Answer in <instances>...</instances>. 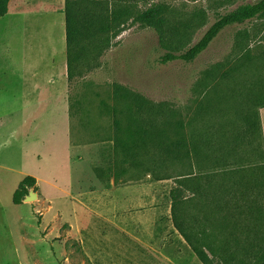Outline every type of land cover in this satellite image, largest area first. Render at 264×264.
I'll list each match as a JSON object with an SVG mask.
<instances>
[{
    "label": "rangeland",
    "instance_id": "obj_1",
    "mask_svg": "<svg viewBox=\"0 0 264 264\" xmlns=\"http://www.w3.org/2000/svg\"><path fill=\"white\" fill-rule=\"evenodd\" d=\"M103 1L131 14L111 33L99 67L73 80L65 0H12L0 20V264H202L172 212L171 192L186 174L207 187L206 197L183 211L190 223L215 243L245 244L251 236L243 225H255L248 218L254 191L236 196L233 185L239 168L247 169L244 182L260 177V126L249 135L244 116L264 105V18L228 27L192 63L161 60L184 54L221 17L262 0ZM158 4L168 21L162 39L135 20ZM119 87L162 114L137 113L134 103L117 99ZM130 111L139 123L130 122ZM178 124L189 143L209 139L214 147L200 145L196 158L174 160L156 148L155 137L135 142L128 133L163 131L165 144L178 138ZM224 141L226 155L216 148ZM217 173L213 185L205 179ZM28 176L47 202L14 205ZM113 182L132 190L116 199Z\"/></svg>",
    "mask_w": 264,
    "mask_h": 264
},
{
    "label": "trees",
    "instance_id": "obj_2",
    "mask_svg": "<svg viewBox=\"0 0 264 264\" xmlns=\"http://www.w3.org/2000/svg\"><path fill=\"white\" fill-rule=\"evenodd\" d=\"M10 2L11 0H0V20L8 15ZM65 2L68 77L73 80L76 77L83 76L85 69L91 70L99 67L100 57L107 49L106 45L110 42L111 33L118 26L124 25V18L130 16L131 13L129 8H121L115 3L113 8H111V3L103 0H65ZM165 14L166 9L164 6L159 4L152 5L146 10L137 13L135 20L143 27L155 29L162 39L166 35V25L168 23ZM257 18H264V0L255 4L244 5L234 12L221 17L191 49L181 55L169 53L162 58L161 63L167 64L174 61L192 63L210 47L225 29L235 25H243ZM116 97L119 101L134 103L137 108L136 112H139V114L146 112L151 114V111L156 115L162 114V110H158L150 101L140 95L133 94L126 88L119 87ZM132 112L130 111L128 118L130 122L135 123L137 120L131 115ZM116 125L118 132L122 133L119 122H116ZM175 127L177 128V126ZM178 127L180 128L181 125L178 124ZM181 129L182 127L180 131H176V136L178 137L176 140L168 138L165 144L161 141L162 135H160L163 131L159 136H155L153 132H147L138 127L137 130L130 128L128 133L135 142H145L148 137L153 139L155 137L158 142V147L156 148L174 160L196 158L200 151V145L202 148H208V151H211L214 147V144L209 139L203 140L199 146L195 142L189 143L183 136ZM260 138L264 156V140L261 128ZM227 144L224 141L223 144L217 145L216 148L220 150L221 154L226 155L229 149ZM121 146L124 149L127 147L123 142H121ZM215 163L221 165L227 163V161L225 159H216ZM263 165L262 163L260 168H257L260 177L257 175L253 182H244L243 180V174L247 173V169L239 168L234 173L233 191L236 196L237 194L238 196L244 195V191H254L252 194L254 198L248 205V218H253V224L255 225L246 226L247 223L243 225L248 228L247 230L250 231L251 235L250 237L247 236L245 244L237 242V245H233L229 240L219 243L212 242L209 239L207 229L201 230L196 222H189L188 216L183 211L190 206V202L198 197H206L205 190L207 187H201L198 183L199 180L196 177V179L193 178V175L186 174L179 177L181 179L180 187L173 189L171 192L175 227L202 264H264V233H262V227H264V205H262V199H264ZM217 174L205 177V179L213 185L215 180L220 178L219 174ZM225 176H227V172ZM239 176L240 180L238 179ZM222 186H225V184ZM32 189L37 191V180L28 176L21 182L14 194V205H22ZM186 192L191 196H186ZM207 197L210 199V195H207ZM215 199L217 200L214 204L221 207L218 202L220 193L216 192ZM234 201L235 203L237 202L236 197ZM238 207L239 205L236 204V209ZM255 221L256 223H254ZM236 228L239 229L240 227L237 226ZM234 239L238 241L236 236Z\"/></svg>",
    "mask_w": 264,
    "mask_h": 264
},
{
    "label": "crops",
    "instance_id": "obj_3",
    "mask_svg": "<svg viewBox=\"0 0 264 264\" xmlns=\"http://www.w3.org/2000/svg\"><path fill=\"white\" fill-rule=\"evenodd\" d=\"M11 2H12V0H11ZM11 2H10V6H11ZM10 6H9V11H10ZM244 123H245V126H247V129L249 128L248 129L249 135H253V134L257 133L258 127L260 126L261 133H262L263 140H264V105L260 106V107H259V104L255 105L254 107L251 106V109L249 110V112H247V114L244 116ZM259 123H260V125H259ZM255 136H257V134ZM261 163L264 164V156H263V159L260 161L259 165H261ZM37 186H38V182H37ZM112 186H113V190H112L113 196H115L116 199L119 198L120 196L122 197V195H124L125 193H126V195H128V193H130L132 190L131 186L130 187H121L118 189L115 185V182L112 183ZM38 198H39L40 202L41 201L42 202L48 201L47 199H42L39 194H38ZM22 205H28V204H26L25 200H24ZM17 206H21V205H17ZM29 207H31V206H29ZM84 207L86 209H88V211L92 210L86 204H84ZM38 212H40V210L37 211V214H38ZM40 216H42V214H40ZM47 225H48V223H47ZM47 225H45V218H44L42 220V223H40L39 227L43 230V229L47 228ZM49 237H50V235L49 236L47 235V238H49Z\"/></svg>",
    "mask_w": 264,
    "mask_h": 264
},
{
    "label": "water",
    "instance_id": "obj_4",
    "mask_svg": "<svg viewBox=\"0 0 264 264\" xmlns=\"http://www.w3.org/2000/svg\"><path fill=\"white\" fill-rule=\"evenodd\" d=\"M33 190H31L29 195L25 198V202H33L38 199V195Z\"/></svg>",
    "mask_w": 264,
    "mask_h": 264
}]
</instances>
